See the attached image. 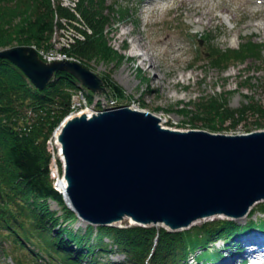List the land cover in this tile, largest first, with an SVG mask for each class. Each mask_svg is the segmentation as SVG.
<instances>
[{
  "label": "trees",
  "instance_id": "16d2710c",
  "mask_svg": "<svg viewBox=\"0 0 264 264\" xmlns=\"http://www.w3.org/2000/svg\"><path fill=\"white\" fill-rule=\"evenodd\" d=\"M58 1L0 0V48H47L56 17L77 15L86 25L85 37L64 50L68 56L85 66L93 59H119L118 51L108 42L110 17L105 12L106 0H79L72 10ZM108 8L114 10L112 5ZM118 12L125 13V8ZM230 53L231 58L256 56L260 47L244 44L242 49ZM103 79L114 97L124 96L122 87L110 74ZM78 92L88 104L93 102L95 94L68 72L56 73L49 85L40 90L18 66L0 57V244L9 242L11 247H2V252L16 264H188L193 256L208 260L220 257L223 253L218 248L211 249L214 241L238 246L235 237L239 234L252 229L264 231V217L244 224L225 219L177 231L138 224H88L76 229L78 216L54 186L49 140L72 111V98ZM248 98L247 103L232 108L223 93L202 99L194 104V109L182 110L190 119L204 120V126L214 132L235 128L249 115L255 118L254 128H264V103ZM226 122L229 124L224 126ZM56 163L60 174L63 168L59 158ZM51 201L61 211L52 209ZM258 211L264 213V203ZM27 244L33 247L28 248ZM113 253L124 254L125 263L111 262L109 256ZM42 256L47 259L44 263L38 261Z\"/></svg>",
  "mask_w": 264,
  "mask_h": 264
},
{
  "label": "water",
  "instance_id": "95a60500",
  "mask_svg": "<svg viewBox=\"0 0 264 264\" xmlns=\"http://www.w3.org/2000/svg\"><path fill=\"white\" fill-rule=\"evenodd\" d=\"M0 57L40 90L58 72L94 94L106 90L104 79L81 62H47L33 45L1 48ZM129 108L77 119L59 138L70 183L65 202L79 218L95 226L125 216L142 226L167 219L177 228L166 229L177 231L214 213L242 215L264 200V128L240 134L164 129L150 111Z\"/></svg>",
  "mask_w": 264,
  "mask_h": 264
},
{
  "label": "rangeland",
  "instance_id": "374dc122",
  "mask_svg": "<svg viewBox=\"0 0 264 264\" xmlns=\"http://www.w3.org/2000/svg\"><path fill=\"white\" fill-rule=\"evenodd\" d=\"M78 1L59 0L58 2L72 10L77 6ZM251 1L106 0L105 12L110 17V23L106 29L108 42L118 51L119 59L111 62L93 59L87 63V67L102 78L110 74L112 79L122 87L124 96L116 98L106 87L104 93L95 94L93 102L88 104L85 97L78 92L73 95L72 110L75 111L85 105L93 106L95 109L104 108V110L110 106L125 105L136 110H147L167 116L169 120L165 123V127L169 129L179 131L201 129L214 132L204 126V120L190 119L189 114L184 113L182 109H194V104L202 99L223 93L227 94L229 106L232 108L247 103L248 97L264 103V3H262L264 0ZM196 4L210 10L207 14L208 19L203 20L202 23L197 22ZM109 5H112L114 10L109 9ZM120 8H125V13L120 14L118 12ZM223 8L229 9V12ZM56 19L66 27L81 24L82 28H86L83 20L77 15L76 18L58 16ZM257 23L261 24L262 29L254 26ZM161 40L166 42L164 47L158 43ZM137 43L143 45L142 54L151 51L154 64L152 72L140 70L144 68L143 65L131 53L132 46ZM250 43L259 45L258 55L244 58L229 57L230 50L242 49L244 44L247 46ZM41 49L45 50V53L48 51L57 53L62 48L60 44L52 43L51 40L49 47ZM223 51H227V55H222ZM126 73L129 74L128 80L123 78L125 86L120 83L118 77ZM254 119L253 115H249L235 128L225 127L215 133L240 134L247 133L250 129L255 131L257 128L252 126ZM228 124L229 122H226L224 126ZM49 148L55 160L59 158L64 169L58 154L60 145L55 142L54 137L49 142ZM55 160L52 159L51 168L55 174H59ZM63 171L59 177H62ZM262 203L264 200L257 202L243 218L235 219L222 213H214L203 217L204 219H196L182 229H194L225 219H231L240 224L250 219L258 221L264 217V213L258 211ZM50 205L52 209L61 211L56 202L51 201ZM88 224L85 220L78 218L74 227L84 229ZM115 224L136 225L127 216ZM251 232L264 234L259 229H253L249 233ZM226 243L228 242L217 240L210 246L211 249L231 246ZM6 245L7 248L11 247L8 241ZM27 247L33 246L27 244ZM109 260L113 263H125L126 257L121 253H113L109 256ZM38 261L44 263L47 259L42 256ZM192 261L193 257L188 260L190 263ZM0 264L16 263L10 256L5 255V257L2 256Z\"/></svg>",
  "mask_w": 264,
  "mask_h": 264
},
{
  "label": "bare ground",
  "instance_id": "6f19581e",
  "mask_svg": "<svg viewBox=\"0 0 264 264\" xmlns=\"http://www.w3.org/2000/svg\"><path fill=\"white\" fill-rule=\"evenodd\" d=\"M148 1H151V0H148ZM248 1L250 2L251 0H248ZM262 3H264V1H262ZM195 7H196L195 8V12H196V15L198 17V19H197V22L198 23H202L203 20L208 19L207 14L210 13V10L209 9H205V8L202 7V5H197V4H196ZM223 10L229 12V9H227V8H223ZM254 26L258 27V29H262V26L259 23L255 24ZM79 28H80V30L78 29L79 30L78 32L80 34H82L83 37H85V34L83 33V29L84 28H82V27H79ZM158 43H160V45H162L163 47L166 44V42L164 40H161ZM142 46L143 45L140 44V43L134 44L132 46L131 53L133 54L134 57H137L138 58V61L140 62V64L143 65L144 68L143 69H140V70H142L144 72H152V70L154 69V64H153V58L151 56V51L149 50L147 53L142 54L141 53ZM128 74L129 73H126L122 77H118V80L123 85H125L124 84V81H123V78L124 79H127L128 78ZM171 95H173V93ZM122 107H125V105H123ZM129 109L135 110V109H133L131 107ZM105 111L106 110H97L93 106L85 105V106H83L81 108H78L77 110L71 112L63 120V123L57 128V130L55 132V136H54L55 142L57 144H59L60 147H61V143L59 141V138L62 136L64 128L67 125H69L70 123L76 121L77 119H80V120H91V119H94L96 116L104 113ZM141 111H145V110H141ZM152 114L157 119L159 126H161L162 128L165 129L166 128L165 127V123L169 120L168 117L165 116V115H163V114H154V113H152ZM58 154L60 156V159L62 161H64L65 160L64 156L60 152H58ZM62 176L63 177H59L56 185H57L58 189L60 190V192H62L63 197L66 200V202L67 203H70L69 194L66 192V189L69 188V186H70L69 179L66 177V174H63ZM255 204L256 203H254L253 205H251L249 207V209L244 214L239 215V216H233V217H235V219H237V218H243V217L247 216L248 213L250 212V210L253 208V206ZM121 215H123V214H121ZM131 219H132V222H135V219H133V218H131ZM116 221L117 220L114 219V220H111L110 222L111 223H114ZM147 224H150V222L147 223ZM155 225H157V226H164L167 229L177 228V227H175L173 225V223H171L167 219H163L162 221H157L155 223ZM240 240L242 242L241 247H243V246L246 247V248L243 247V250L242 249L239 250L240 253H242L244 255H249L250 256L251 254L253 255L255 252H257V254H260V256L264 255V234L261 235V234H259L257 232L256 233L255 232L254 233L252 232V233L243 235L240 238ZM236 256H237V251L234 253V255H231L230 256V258L228 259V261H223L222 264H226L227 262L228 263L231 262ZM230 264H232V263H230Z\"/></svg>",
  "mask_w": 264,
  "mask_h": 264
},
{
  "label": "built area",
  "instance_id": "2783aa9c",
  "mask_svg": "<svg viewBox=\"0 0 264 264\" xmlns=\"http://www.w3.org/2000/svg\"><path fill=\"white\" fill-rule=\"evenodd\" d=\"M58 17V16H57ZM58 19V18H57ZM56 19V25L54 27V32L52 36V43H56L61 45V50L57 53H54L53 51H48L45 53V50H39L40 55L43 56V58L47 61L52 60H63V59H74L73 57L68 56V54L64 51L66 48L71 47V44H73L76 39H83V35L80 34L78 31L80 30L79 27H81V24H78V29L75 28V26L69 27L64 26L63 23L58 24L59 22ZM65 32L69 33L66 34ZM66 35V38L64 39V36ZM113 106H110V108Z\"/></svg>",
  "mask_w": 264,
  "mask_h": 264
}]
</instances>
